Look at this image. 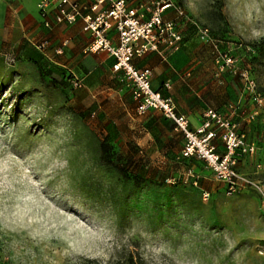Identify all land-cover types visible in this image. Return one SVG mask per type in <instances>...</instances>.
Here are the masks:
<instances>
[{"label":"rangeland","instance_id":"obj_1","mask_svg":"<svg viewBox=\"0 0 264 264\" xmlns=\"http://www.w3.org/2000/svg\"><path fill=\"white\" fill-rule=\"evenodd\" d=\"M173 1L188 18L181 46L159 52L157 89L194 128L213 109L210 145L258 186L229 192L206 159L184 156V134L162 110L139 111L133 84L98 69L76 86L0 29V264H264V0ZM1 4L7 18L19 6ZM231 130L243 139L232 152Z\"/></svg>","mask_w":264,"mask_h":264},{"label":"built area","instance_id":"obj_2","mask_svg":"<svg viewBox=\"0 0 264 264\" xmlns=\"http://www.w3.org/2000/svg\"><path fill=\"white\" fill-rule=\"evenodd\" d=\"M109 1L108 7L100 9V4ZM39 8L44 17V24L51 26L49 13L56 9L58 22H74L79 16H83V29L88 31L92 39L86 46V50H105L115 57L113 69L122 71L129 83L133 84V94L138 100L139 111L148 108H158L175 123V127L182 131L186 137V143L182 149L184 156L198 155L206 159L214 168L216 177L224 181L229 192L242 190L246 186H258L248 174L239 171L230 158V155L220 156L210 145V139L214 135L209 129L210 119H216L217 113L213 109L206 111L208 120L201 126L193 128L189 117L180 113L172 95L163 94L152 85L153 69L150 66L139 67L135 58L142 56L149 50L163 52L165 48L178 49L184 39L180 29V17L188 18L183 7L173 0H151V3L141 8L133 6L129 0H96L90 11L84 13L88 6L78 0H40ZM174 8L177 16L167 17L166 11ZM148 14V15H147ZM203 36L209 35V28L202 27L197 21L189 18ZM115 28L119 40L115 43L108 35ZM68 41V40H67ZM65 41V42H67ZM47 41L39 43L44 47ZM76 86L82 85V79H73ZM168 84V83H166ZM216 120L220 121L218 117ZM231 140V152L243 139L234 130L227 133Z\"/></svg>","mask_w":264,"mask_h":264},{"label":"crops","instance_id":"obj_3","mask_svg":"<svg viewBox=\"0 0 264 264\" xmlns=\"http://www.w3.org/2000/svg\"><path fill=\"white\" fill-rule=\"evenodd\" d=\"M78 1L88 6V9L84 10V13H86L90 11V6L96 0ZM14 2L19 6L17 11L8 14L9 18L6 17L7 13L4 12L6 7L3 4L0 5V29L12 28L14 34L20 37L17 43L19 48L24 43H27L26 40H28L30 42L28 43L29 45H33L36 49L44 51V58L49 67L52 66L53 69H69L75 72L80 79H84L85 82L90 81L91 77L96 76L98 69H107L108 75L113 73L114 76L124 79L129 83L122 71H115L113 69L115 62L113 55L105 50L86 51V46L90 43L92 36L88 31L83 29V16H79L76 21L71 23L67 21L58 22L55 17L57 11L53 9L49 13L52 25L48 27L44 24V17L39 8L40 0H14ZM129 2L133 6H141L144 9L150 0H129ZM108 5L109 1H105L100 4L99 10L108 7ZM165 14L166 16H172L173 9H168ZM8 19H10V22H7ZM108 35L115 43L118 42L119 37L115 28H112ZM23 37H26V39L22 40ZM44 40L47 41V44L44 47H39V43ZM163 58L166 59L167 56L154 50L147 51L142 56L135 58L137 66H150L153 69L152 85L155 89H157V85L164 87L165 84L162 83V77L159 76V68L162 66ZM165 79L164 77V82ZM157 90L161 91L160 89ZM177 110L189 117L190 125L193 128L196 122L201 124L198 118L193 117L195 113L189 110L188 107H181V109Z\"/></svg>","mask_w":264,"mask_h":264},{"label":"trees","instance_id":"obj_4","mask_svg":"<svg viewBox=\"0 0 264 264\" xmlns=\"http://www.w3.org/2000/svg\"><path fill=\"white\" fill-rule=\"evenodd\" d=\"M101 148L103 159L108 164L116 166L125 173L127 172V162L123 161V159L117 152L111 151V146L106 141H102Z\"/></svg>","mask_w":264,"mask_h":264}]
</instances>
